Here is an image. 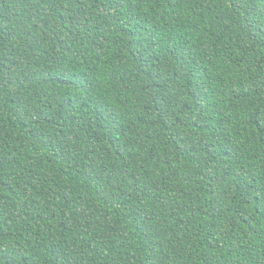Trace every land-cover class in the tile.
<instances>
[{
  "label": "trees",
  "instance_id": "1",
  "mask_svg": "<svg viewBox=\"0 0 264 264\" xmlns=\"http://www.w3.org/2000/svg\"><path fill=\"white\" fill-rule=\"evenodd\" d=\"M0 264H264V0H0Z\"/></svg>",
  "mask_w": 264,
  "mask_h": 264
}]
</instances>
